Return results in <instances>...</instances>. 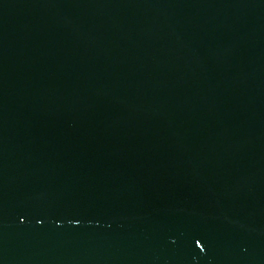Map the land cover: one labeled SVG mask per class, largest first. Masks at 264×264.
Returning a JSON list of instances; mask_svg holds the SVG:
<instances>
[{
    "label": "water",
    "instance_id": "obj_1",
    "mask_svg": "<svg viewBox=\"0 0 264 264\" xmlns=\"http://www.w3.org/2000/svg\"><path fill=\"white\" fill-rule=\"evenodd\" d=\"M0 264H264V0H0Z\"/></svg>",
    "mask_w": 264,
    "mask_h": 264
},
{
    "label": "snow or ice",
    "instance_id": "obj_2",
    "mask_svg": "<svg viewBox=\"0 0 264 264\" xmlns=\"http://www.w3.org/2000/svg\"><path fill=\"white\" fill-rule=\"evenodd\" d=\"M199 246V245H198Z\"/></svg>",
    "mask_w": 264,
    "mask_h": 264
}]
</instances>
